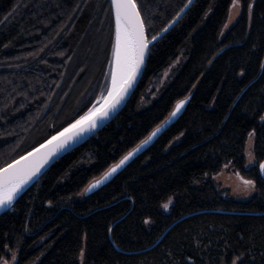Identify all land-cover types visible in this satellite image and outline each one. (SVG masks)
Here are the masks:
<instances>
[{"label": "trees", "instance_id": "1", "mask_svg": "<svg viewBox=\"0 0 264 264\" xmlns=\"http://www.w3.org/2000/svg\"><path fill=\"white\" fill-rule=\"evenodd\" d=\"M135 1L152 39L188 0ZM239 2L223 35L233 0H195L151 45L123 109L0 214V262L18 251L15 264H264V0ZM113 47L109 0H0V168L106 92ZM227 164L255 182L251 198L222 194L213 174Z\"/></svg>", "mask_w": 264, "mask_h": 264}, {"label": "snow or ice", "instance_id": "2", "mask_svg": "<svg viewBox=\"0 0 264 264\" xmlns=\"http://www.w3.org/2000/svg\"><path fill=\"white\" fill-rule=\"evenodd\" d=\"M233 2L235 6L239 0H233ZM113 3L116 6L118 50L115 59L116 70L112 74V86L107 89V96L99 107L91 109L86 115L81 116L47 142L51 145L53 141H56L55 149L63 147L68 140L80 133L95 128L99 120L108 117L132 87V82L135 80L140 65L144 61L148 40L145 34L144 22L140 17L135 0H113ZM152 39L155 40L156 37L153 36ZM184 103L183 100L179 101L176 104V110L178 111ZM171 115H175V112ZM152 135H155V132ZM144 143H147V139L141 142V144ZM41 147H44V145ZM139 147L140 145L128 152L106 175L117 171ZM55 149H50L44 157L34 163L22 165L23 161H27L32 156V153H29L28 157H21L19 161H14L13 164L0 169V173L3 174L0 177V208H6L12 204L19 190L39 171L43 163L46 162L47 157ZM259 168L264 169V162L259 163ZM245 183L251 185L253 181H245ZM163 207L168 208L169 205L165 203ZM4 264H7V262H4Z\"/></svg>", "mask_w": 264, "mask_h": 264}, {"label": "water", "instance_id": "3", "mask_svg": "<svg viewBox=\"0 0 264 264\" xmlns=\"http://www.w3.org/2000/svg\"><path fill=\"white\" fill-rule=\"evenodd\" d=\"M112 8V13H113V19H114V47H113V54H112V60H111V65H110V72H109V82L107 89L112 86V74L116 70V53L118 50V44H117V20H116V6L113 3V0H109ZM195 2V0H189L187 3L183 6V8L180 10V12L175 16V18L155 37L156 39H149L147 32H146V27H145V34L147 36L148 40V48L146 49L145 56H144V61L140 65L139 71L136 74L135 80L132 82V87L128 90L127 94L123 97L119 105L115 108L114 111L110 112L109 116L101 119L97 122V126L91 130L85 131L80 133L79 135L73 137L72 139L68 140V142L61 148L55 149L56 141H53L51 145H49L47 142L52 139V137L56 136L59 132H62L65 128H67L70 124L74 123L76 120H78L81 116L86 115L91 109L99 107L103 103V99L107 96V89L106 92L102 96H98L93 105L82 115H80L78 118L73 120L71 123L63 127L61 130L58 132L54 133L44 141H42L40 144L29 150L28 152L24 153L23 155L19 156L18 158L14 159L10 163L6 164L5 166L1 167L0 169L6 168L9 164H13L14 161H19L21 157H28L29 153H32V156L28 158L27 161H23V164H28V163H34L36 161H39L42 157L45 156L46 153L49 152L50 149H55L52 151L51 155L47 157V160L45 163H43V166L40 167L39 171L30 179L26 184L23 185V187L19 190L18 194L16 195L15 199L13 200L12 204L32 185L34 184L41 176L42 174L59 158L70 152L71 150L75 149L76 147L80 146L84 142H86L90 137L98 133L100 130H102L107 124H109L113 118L123 109V107L126 105V103L129 101L131 98L133 92L135 91L136 87L138 86V83L143 75V72L146 67L147 59L149 56V50L150 47L153 43H155L157 40H159L161 37H163L180 19L181 17L186 13V11L190 8V6ZM136 3V1H135ZM137 5V3H136ZM137 8L139 10V7L137 5ZM140 12V10H139ZM140 17L143 20L142 14L140 12ZM144 22V20H143ZM185 101V103L182 105V107L177 111L176 110V104L179 101ZM179 100L175 106L173 107L172 111L170 112L169 116L157 127H155L149 135L144 139H147V143L141 144L142 140L138 145H140L139 149L133 153V155L125 162L124 165H122L117 171L112 172L108 175L106 173H109L110 169L115 166L119 161L127 154H125L117 163H115L113 166H111L100 178H98L93 184L92 188H98L102 186L103 184H106L109 182L115 175H117L127 164H129L134 158H136L139 154L144 152L148 147H150L166 130L169 126H171L185 111L186 106L189 102V97L183 98ZM173 112H175V115H171ZM155 132V135H152V133ZM151 137L150 139H148ZM44 145V147H41ZM137 145V146H138ZM137 146H135L133 149H136ZM132 149V150H133ZM38 150V151H37ZM130 150V151H132ZM129 151V152H130ZM264 162V161H263ZM260 172L262 176L264 177V169H260ZM2 173H0V177H2ZM99 181V183H97ZM11 204V205H12ZM11 205H9L6 208H0V214L4 212L7 208H9Z\"/></svg>", "mask_w": 264, "mask_h": 264}, {"label": "rangeland", "instance_id": "4", "mask_svg": "<svg viewBox=\"0 0 264 264\" xmlns=\"http://www.w3.org/2000/svg\"><path fill=\"white\" fill-rule=\"evenodd\" d=\"M241 12V5L238 2L234 6V2L232 3L229 11L228 18L221 29V35H223L228 29L236 22ZM167 74L165 73L166 79ZM36 140V138H34ZM254 145V135L251 134L247 140L246 148H245V157H246V165L249 167L254 162L252 147ZM213 179L218 184L220 191L225 196H230L237 200H247L251 198L256 190L255 182L243 176L239 171L232 169V167L227 164L224 165L223 168L216 174H213ZM245 181H253L251 185L245 183ZM15 257V259H13ZM19 258L18 251H12L10 257L4 256L1 260L0 264H15Z\"/></svg>", "mask_w": 264, "mask_h": 264}]
</instances>
